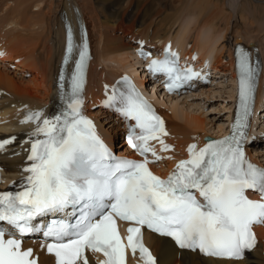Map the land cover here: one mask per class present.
<instances>
[{
	"label": "snow or ice",
	"instance_id": "6c2138e0",
	"mask_svg": "<svg viewBox=\"0 0 264 264\" xmlns=\"http://www.w3.org/2000/svg\"><path fill=\"white\" fill-rule=\"evenodd\" d=\"M66 32L60 75L66 107L50 118L43 110L30 111L23 121H35L36 126L27 134L30 163L22 169L18 187L0 191V264H38L33 249L23 247V238L37 232L51 241L46 248L57 264H88L86 250L103 253L100 264H126L128 249L133 256L139 253L142 264H162L144 242L145 228L170 237L180 249L243 259L257 243L254 226L264 225V167L245 152L264 67L244 48L237 50L239 108L231 135L209 139L203 147L190 144L189 158L162 178L149 165L165 158L149 141H158L162 151L173 148L162 138L168 135L163 119L125 77L124 90L113 88L103 103L135 121L128 143L144 159L115 155L97 134L94 121L83 114L91 59L87 33L82 30L77 42L70 21ZM167 52L148 68L168 77L169 90L200 77L199 72L178 66V54L170 46ZM15 140V136L0 140V150ZM149 153L154 160L148 159ZM249 190L259 192L261 199L249 198ZM49 215L55 218L37 223ZM118 221L128 225L126 242Z\"/></svg>",
	"mask_w": 264,
	"mask_h": 264
},
{
	"label": "bare ground",
	"instance_id": "6f19581e",
	"mask_svg": "<svg viewBox=\"0 0 264 264\" xmlns=\"http://www.w3.org/2000/svg\"><path fill=\"white\" fill-rule=\"evenodd\" d=\"M168 1L0 0V137H16L0 153V164L9 178L5 184L14 179L18 185L26 165L31 147L27 134L36 126L35 121L23 122L26 115L30 111L43 110L51 116L56 111L54 92L66 47V23L70 21L75 27L76 6L86 23L94 53L86 90L90 109L110 95L113 81L118 76L142 64L136 52L140 45L155 49L170 46L183 53L185 58L196 55L199 65L210 66L216 74L220 73L213 83L218 75L230 74L231 82L236 85L234 47L237 43L259 46L264 58V0H172L178 5H169ZM185 12L196 14L194 25L188 23V19L182 24ZM179 22L182 26L176 30ZM48 42L50 46H47ZM20 55H24L22 59ZM107 61L108 64L111 62L112 68L107 64L106 68L110 70L106 71L105 67L98 70V65ZM12 65L14 68L20 66L25 72L27 69L36 70L38 75L42 72L41 79L33 75L30 81L24 80L11 71L9 66ZM263 82L264 74L260 81L258 107H264ZM203 90L207 93L211 89L204 87L191 95ZM233 92L232 98H235V88ZM151 95L159 104L169 105L170 110H161L168 133L162 138L165 143L175 145L173 150L164 152L165 160L158 165V171L164 166L172 168L177 159L187 154L190 144L202 147L214 134L225 130L220 124L209 126L196 107L186 103L187 96L165 99L159 98L155 91ZM92 115L99 119L103 131L113 140L112 132L117 126L114 116L100 110ZM258 120L259 116L256 123ZM258 233V246L239 261L180 250L170 239L153 234L147 235V241L162 264H264V226L258 227ZM34 246L43 264H55L53 256L45 253L39 242ZM88 264H96L93 253L89 254Z\"/></svg>",
	"mask_w": 264,
	"mask_h": 264
},
{
	"label": "rangeland",
	"instance_id": "374dc122",
	"mask_svg": "<svg viewBox=\"0 0 264 264\" xmlns=\"http://www.w3.org/2000/svg\"><path fill=\"white\" fill-rule=\"evenodd\" d=\"M168 2H169V5H174V4L178 5L179 4V3H177V1L173 2L172 0H169ZM33 9L37 10V8H35V7ZM184 15H183V18L181 17L183 19L182 24H184V22H186L187 19H188V23L192 22V24L197 20L196 14L194 15V14H190L189 12L188 13L185 12ZM189 20H191V21H189ZM180 21H181V19H180ZM179 23H177V26H175L176 30H178V28L180 29L182 26V24L180 23L181 24L180 25ZM47 46H50L49 42L47 43ZM21 56H24V55H20L19 57L21 58ZM101 64L98 65V70L99 69L101 70L102 67H105V70L107 71V70H110L109 67L113 66L111 64V62L108 64V61H107V63L104 62ZM107 64H108V66L110 65L109 67H107L108 69L106 68ZM25 69H27V67ZM11 71H13V70L11 69ZM14 71H15V74L21 76L22 79H24V80L26 79L29 81L33 75H38L36 70H31V69H27L28 72L24 73L25 70L20 68V66L15 68ZM41 73L42 72H39V75L37 77L38 79H41V76H42ZM218 76L219 77L216 80V84L214 86H212V85H211L212 87L211 86L209 87L208 85L206 86V88L208 87L209 89H211V90H209L210 93L209 92L205 93V91L203 90L200 93L192 94L193 96L191 95L190 96L191 98L187 97L186 99L185 98L184 99L186 100V103H188V105H193L192 108L196 107L195 110L197 109L198 114H201L203 117L206 118V120L209 122V126L210 125L214 126V125L220 124L224 127V125L227 124V120L231 114V110L233 107V104H230V103H231V99L233 97L232 95L234 94V92H233L234 90L232 91L233 87H232L231 82H230L231 81L230 80V74H227L225 76H221V75H218ZM225 79H227V80H225ZM263 92H264V82H263ZM201 93H203V94L201 95ZM263 96H264V94H263ZM182 104H184V103H182ZM104 118L106 119V116ZM106 127H108L107 124H106ZM184 140H186V137H184Z\"/></svg>",
	"mask_w": 264,
	"mask_h": 264
}]
</instances>
